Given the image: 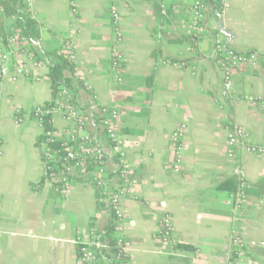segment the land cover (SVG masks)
Wrapping results in <instances>:
<instances>
[{
	"label": "crops",
	"instance_id": "1",
	"mask_svg": "<svg viewBox=\"0 0 264 264\" xmlns=\"http://www.w3.org/2000/svg\"><path fill=\"white\" fill-rule=\"evenodd\" d=\"M193 1L25 0L39 30L38 41L27 42L47 54L71 43L86 84L74 77V102L86 118L75 135L89 136L109 156L104 164L111 175L117 163L99 111L119 109L117 127L136 179L123 200L126 264H187L194 253L208 264H225L233 223L245 241L238 264H264V152L236 147L227 154L228 123L243 126L264 148V110L248 100L264 99V0H224L220 13L205 0L199 35L190 27ZM112 5L120 15L119 43ZM16 27L15 16L4 18L6 34ZM216 39L258 56L256 66L233 71L234 92L226 98L210 57ZM114 47L121 54L120 81L111 70ZM42 62L29 77L0 80V264H85L78 247L102 232L111 215L105 198L97 205L93 170L69 162L57 167L69 181L65 194L55 179L42 180L36 145L42 127L33 111L53 99L49 64ZM51 124L58 140L70 143L73 124L60 115ZM182 124L179 171H166L173 160L169 138ZM239 178L246 204L235 215L226 200ZM164 213L173 226L166 246L157 240Z\"/></svg>",
	"mask_w": 264,
	"mask_h": 264
},
{
	"label": "built area",
	"instance_id": "2",
	"mask_svg": "<svg viewBox=\"0 0 264 264\" xmlns=\"http://www.w3.org/2000/svg\"><path fill=\"white\" fill-rule=\"evenodd\" d=\"M224 0H221L223 4ZM206 4L203 0H194L191 7L190 27L193 33L199 35L203 31V15ZM74 11V9H73ZM110 13L112 24L116 31V43L121 41V34L117 29L119 26L120 15L116 6H110ZM64 58L72 66L74 77L83 82L79 76V66L76 57L73 53L72 45L69 41H65L62 48ZM211 59L218 67L222 79V96L230 97L234 92L233 84V71L239 67L256 66L258 56L253 52H239L228 48L223 45L219 40H215ZM120 63L121 54L117 47L112 50L111 70L114 79L120 81ZM43 62L40 61L33 49L29 46L27 39L20 37L17 32L6 34L5 39H0V80L5 76H10L13 79L19 77H29L33 67H42ZM84 85H86L83 82ZM248 100L255 106L264 110V99L249 98ZM49 107L45 105L39 106L34 109L33 115L39 121L43 131V116L49 114L60 115L64 120L73 124L74 135L71 136L70 143L64 142V150L66 152V159H79L84 161L92 159L95 161L96 166L92 173V182L98 187H105L107 180V171L105 168L106 154L100 148L92 146V139L89 136L78 137L76 132H80L85 127L86 118L84 113L75 105L73 95L66 89L61 87L50 101ZM100 127L104 131L106 137L109 139L111 155L118 156L117 163V184L106 193V203L109 206L110 212L113 215L114 221V238L116 239L117 247L124 254V209L123 200L132 194V186L136 183L135 173L133 167L128 162L125 154V142L119 134L117 127V120L119 117V109L117 107L100 108ZM185 125H180L175 131L172 132L169 138V144L173 152V160L171 164H165L166 171L178 172L181 162L182 154L184 151L183 144V131ZM227 154L233 156L236 147L245 148L251 153H263L264 148L256 145L251 138L249 132L240 125L230 124L227 125ZM45 135L48 141L58 140V136L54 130L46 131ZM1 154V150H0ZM44 154L49 161H53L54 155L49 154L47 149ZM45 169V168H44ZM49 169V168H48ZM52 179L60 178L61 191L65 194L69 189V181L66 177L59 176L49 171ZM240 184L237 192L230 194L226 203L232 207L235 215H240L246 202L245 194L243 192L246 186L242 178H239ZM0 204V213H1ZM172 219L169 213H164L159 220V228L157 231V240L162 246L169 244L172 235ZM2 231L0 230V235ZM244 239L239 231L238 226L233 223L228 237V252L225 264H238L241 256L244 253ZM106 248L105 242L95 240L93 236L88 242L80 245L79 258L85 264H95L97 261L95 250ZM126 264V262L122 263ZM187 264H208L202 260L199 254L194 253Z\"/></svg>",
	"mask_w": 264,
	"mask_h": 264
},
{
	"label": "trees",
	"instance_id": "3",
	"mask_svg": "<svg viewBox=\"0 0 264 264\" xmlns=\"http://www.w3.org/2000/svg\"><path fill=\"white\" fill-rule=\"evenodd\" d=\"M203 1L205 2V0ZM208 1H211L214 4L215 9L217 10V13H220L222 8L221 0H208ZM0 7L2 10V13L0 15V39L4 40L6 36V33L3 30L4 18L9 16H15L18 35L20 37L26 38L32 45H34L36 41H38L39 39V30L36 21L34 20L32 14L29 12L27 8L25 0H0ZM34 52L40 61H45L49 64L48 76L51 79V89H52L53 97L61 87L66 88L72 94L75 91V85L73 83L74 80L73 70L69 62L64 58L62 50H59L58 52L54 51L49 54L44 52L42 53L36 51ZM65 72H68L70 75L68 76L65 75L64 74ZM50 104L51 102H48L45 103L44 105L46 107H49ZM42 123H43V131L36 140V145L40 150L41 160L45 168L44 169L45 175L42 180L52 179L53 177L49 175V171H51L52 169L53 172L58 173L59 170L58 168L64 167L63 165L67 162L78 164L87 170H93L95 168L96 163L92 159H86L84 161H81L78 158L66 159L64 143L59 140L48 141L45 135L46 131L54 130L51 124V116L49 114L44 115ZM99 124H100V120H99ZM91 145L94 146L93 141L91 142ZM109 145H111L110 141H109ZM45 149H47L49 154H53L55 156L53 161H49L46 158L44 154ZM110 157L113 158L116 163H118V156L110 155ZM107 158H109L108 155H106V159ZM117 174H118V169L116 170L114 175H111L107 172V180L105 187H98L95 184H93L97 205L99 207L103 206L102 199L106 198L107 195L106 192L111 188L114 189V187L116 186ZM113 177L116 178V183L114 185L111 184ZM55 181H56L55 185L60 187L61 186L60 179L56 178ZM240 181L241 180H237L234 183L230 194L237 192ZM245 188L246 186L243 189L244 194H245ZM107 208L110 211L109 206H107ZM110 215H111V220L109 224L105 227V229L102 232H97L93 235L95 237V240L106 243V248L95 250L97 257V261L95 264H99V261H103L106 264H122L127 260V256L117 247L116 239L114 238L113 215L111 212ZM179 247L185 248L186 246H179ZM79 251H80V247H78V252Z\"/></svg>",
	"mask_w": 264,
	"mask_h": 264
}]
</instances>
